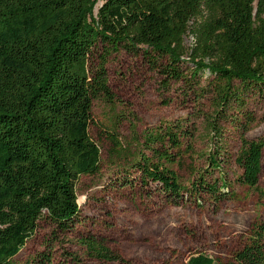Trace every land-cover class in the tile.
<instances>
[{
  "label": "trees",
  "instance_id": "trees-1",
  "mask_svg": "<svg viewBox=\"0 0 264 264\" xmlns=\"http://www.w3.org/2000/svg\"><path fill=\"white\" fill-rule=\"evenodd\" d=\"M97 1L0 0V264H11L40 220L59 231L77 220V180L100 164L88 132L91 105L113 101L105 64L120 46H145L166 83L185 79L186 65L190 78L211 80L204 172L219 174L209 181L194 170L193 181L180 182L176 170L194 169L195 155L196 137L184 120L160 121L141 135L130 125L125 142L113 122L103 130L108 161H128L142 186L156 184L174 202L187 194L215 203L232 189L221 171L226 150L218 124L264 85V0H105L94 15ZM184 37L193 43L186 47ZM98 47L104 53L95 63ZM159 58H167L161 69ZM239 129L236 182L261 199L264 138L249 140L247 126ZM81 243L98 259H118L91 238ZM187 264H264V219L255 217L228 262L194 253Z\"/></svg>",
  "mask_w": 264,
  "mask_h": 264
},
{
  "label": "rangeland",
  "instance_id": "rangeland-1",
  "mask_svg": "<svg viewBox=\"0 0 264 264\" xmlns=\"http://www.w3.org/2000/svg\"><path fill=\"white\" fill-rule=\"evenodd\" d=\"M104 1H97L94 15ZM183 42L186 47L189 45L188 38ZM145 49L140 46L137 52H131L120 46L107 56L106 77L113 101L109 104L101 98L92 101L88 132L99 147L100 164L95 174L77 180V220L65 231L40 220L11 264H187L194 253H204L226 263L255 217L264 219V148L258 178L263 192L261 199L236 182L241 172L233 163L242 133L240 123L248 128L247 139L264 138V85L245 93L243 105H234L228 117L218 124L226 150L220 162L221 171L232 188L218 202L204 195L187 194L179 202L171 201L156 184L142 186L128 161L115 164L108 161L109 143L103 130L110 129L113 122L117 121V133L125 142L130 125L141 135L144 129L155 127L160 121L184 120L196 137L195 155L194 169L176 170L180 182L186 185L193 181L194 170L209 181L219 174V171L204 172L205 155L211 145L204 140L202 117L212 111L211 80L190 78L187 68L190 65H186L182 68L185 79L166 83L149 62L148 54H143ZM94 52L97 63L104 52L99 47ZM157 63L161 69L167 58H159ZM189 163L186 160V165ZM88 238L118 259H98L87 253L81 242Z\"/></svg>",
  "mask_w": 264,
  "mask_h": 264
},
{
  "label": "bare ground",
  "instance_id": "bare-ground-1",
  "mask_svg": "<svg viewBox=\"0 0 264 264\" xmlns=\"http://www.w3.org/2000/svg\"><path fill=\"white\" fill-rule=\"evenodd\" d=\"M189 39V44L193 43V39L191 37L188 38Z\"/></svg>",
  "mask_w": 264,
  "mask_h": 264
},
{
  "label": "built area",
  "instance_id": "built-area-1",
  "mask_svg": "<svg viewBox=\"0 0 264 264\" xmlns=\"http://www.w3.org/2000/svg\"><path fill=\"white\" fill-rule=\"evenodd\" d=\"M185 38V37H184ZM182 58H185V56H183Z\"/></svg>",
  "mask_w": 264,
  "mask_h": 264
}]
</instances>
